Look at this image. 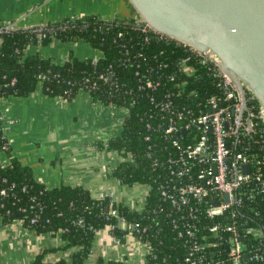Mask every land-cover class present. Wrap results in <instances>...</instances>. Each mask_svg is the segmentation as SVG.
<instances>
[{
	"label": "built area",
	"instance_id": "2783aa9c",
	"mask_svg": "<svg viewBox=\"0 0 264 264\" xmlns=\"http://www.w3.org/2000/svg\"><path fill=\"white\" fill-rule=\"evenodd\" d=\"M131 19L144 34L145 42L149 35L158 39L165 37L140 18ZM12 29L9 23L2 22L0 33ZM36 35L39 39L45 36L42 28H37ZM174 41L184 51L174 63L175 71L158 72V68L167 67L166 63L149 67L148 75L154 73V77L139 78L136 86L140 92L158 93L161 80H167L174 84L176 92L173 99L165 89L158 101L149 94L154 106L148 115L155 110L153 115L159 118L157 125L162 127L160 135L168 151L153 158V145L147 146L145 157L160 169L152 179L153 184H132L138 189L145 187L144 191L139 190L135 202H123L137 209L140 216L128 220L121 215L117 207L121 201L112 190L96 197L110 200L102 215L116 222H106L100 228L106 229L112 244L132 237L141 247L143 258L140 262L122 258L110 260L120 264H145L148 258L154 257L147 238L150 228L155 227L156 232L163 231L167 235L166 229L170 230L172 237L179 241L184 264H264V114L261 106L246 86L241 92L214 54ZM122 47L125 46L122 44ZM98 57L99 54L91 59L95 62ZM197 65L205 69L198 71ZM96 78L107 82L112 80V74L107 68ZM200 79L207 84L208 93L200 94L195 85ZM84 82L96 87L95 82L88 79ZM111 85L117 89L116 80L113 79ZM122 108L128 114V109ZM145 126L153 130L149 123ZM149 138L148 134L144 136L145 140ZM0 148L5 149V146L2 144ZM117 157L118 163L132 161L131 154L118 153ZM152 186L157 191L158 201L148 208L145 200ZM7 189L0 187V195L4 196ZM26 209L32 213H26ZM42 209L41 205L34 204L20 207L24 214L17 221L32 226L39 220ZM70 225L83 227V218L70 219ZM88 228L94 230V235L100 229ZM56 232L61 234L59 230ZM77 249L74 247V251ZM96 259L91 247L85 264H96Z\"/></svg>",
	"mask_w": 264,
	"mask_h": 264
},
{
	"label": "trees",
	"instance_id": "16d2710c",
	"mask_svg": "<svg viewBox=\"0 0 264 264\" xmlns=\"http://www.w3.org/2000/svg\"><path fill=\"white\" fill-rule=\"evenodd\" d=\"M2 22L0 21V26ZM42 28L43 36L38 38L37 28ZM121 33V36H118ZM53 39L61 41L83 40L98 50L99 57L93 62L91 58L78 59L73 55L62 64H56L49 58L42 57L38 52L27 53L28 46L46 45ZM122 44L125 47H122ZM126 48V50L124 49ZM184 51L174 39L151 37L144 41V34L136 29L133 19L103 20L95 15H84L77 18H62L54 22H46L41 26L12 29L0 33V98L7 95L27 96L38 86L49 96H60L71 99L79 91H87L94 100L105 104L126 107L128 114L123 119L122 128L118 135L108 140V148L116 150L122 156L131 154L132 161H120L112 168L111 174L121 183L132 185L153 184L152 179L160 169L152 165L144 155L147 146L152 144V157H157L168 151L166 141L162 139V127L157 125L159 118L149 116V110L154 103L149 100V94L156 100L168 90L171 98L176 99L174 84L161 80L157 92L138 91L139 78L144 76L153 78L154 73L148 75L149 67H159L166 63L167 67L158 68L164 74L175 71L174 63ZM198 71L205 66L197 65ZM111 72L112 80H116L117 89L111 81H99L96 76L100 72ZM136 71L138 72L136 74ZM95 82L96 87H90L84 82ZM191 85V83L189 84ZM200 94L208 93L207 84L202 79L195 82ZM127 91L124 93V91ZM148 94V95H147ZM161 98V97H160ZM158 101V100H157ZM146 123L153 130L146 128ZM148 134L149 140L144 136ZM10 154L9 145L1 131L0 146ZM0 187H8L7 193L0 195V217L9 222L19 219L24 213L20 207L28 208L29 204L42 206L39 220L32 226L36 231H61V238L66 244L62 248L78 247L70 256V261L59 259L54 262L42 261L39 257L34 264H85L94 230L106 222H116L115 219L106 220L102 215L109 204V198H95L88 192L66 185L46 188L33 180L30 170L10 156L8 164H0ZM24 187V189H22ZM157 191L152 186L146 195L148 208L157 203ZM118 211L128 220L139 218L140 213L123 202L117 204ZM31 214V210L26 209ZM83 218V227L70 225V219ZM48 218V221H44ZM155 227L148 231V240L154 251V257L148 258L145 264H184L180 257L179 241L174 239L170 230L168 235L163 231L156 232ZM118 233V229L115 231ZM152 235H151V234ZM145 239V238H144ZM96 264H120L119 261L98 257Z\"/></svg>",
	"mask_w": 264,
	"mask_h": 264
},
{
	"label": "crops",
	"instance_id": "0c3cea01",
	"mask_svg": "<svg viewBox=\"0 0 264 264\" xmlns=\"http://www.w3.org/2000/svg\"><path fill=\"white\" fill-rule=\"evenodd\" d=\"M130 12L127 0H0V21L14 29L84 15L124 19ZM26 52H38L56 64H62L69 55L84 59L99 54L83 40L58 39L28 46ZM126 115L122 107L94 100L85 90L67 99L49 96L38 86L27 96L1 97V131L10 154L0 148V164H8L12 156L46 188L78 187L95 198L112 190L118 201L135 202L145 187L133 186L129 191L130 185L121 184L111 174L118 152L108 148V140L119 134ZM65 244L58 232H39L0 217V264H34L37 257L45 262L69 260L75 251L74 247L62 248ZM91 247L94 258L138 262L143 258L132 237L113 245L104 228L95 233Z\"/></svg>",
	"mask_w": 264,
	"mask_h": 264
},
{
	"label": "water",
	"instance_id": "95a60500",
	"mask_svg": "<svg viewBox=\"0 0 264 264\" xmlns=\"http://www.w3.org/2000/svg\"><path fill=\"white\" fill-rule=\"evenodd\" d=\"M153 30L207 50L264 114V0H127Z\"/></svg>",
	"mask_w": 264,
	"mask_h": 264
},
{
	"label": "rangeland",
	"instance_id": "374dc122",
	"mask_svg": "<svg viewBox=\"0 0 264 264\" xmlns=\"http://www.w3.org/2000/svg\"><path fill=\"white\" fill-rule=\"evenodd\" d=\"M131 7V6H130ZM131 9H132V7H131ZM131 16H133V17H135L136 16V13L134 12V9H132V12H130V14L129 13H127V16L126 17H123V18H130ZM132 185H130V189H129V191L132 189Z\"/></svg>",
	"mask_w": 264,
	"mask_h": 264
}]
</instances>
